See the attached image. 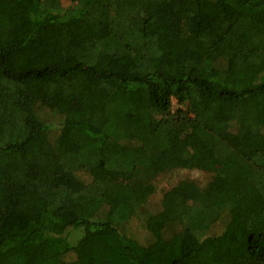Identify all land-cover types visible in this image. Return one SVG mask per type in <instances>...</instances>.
<instances>
[{
	"label": "trees",
	"instance_id": "trees-1",
	"mask_svg": "<svg viewBox=\"0 0 264 264\" xmlns=\"http://www.w3.org/2000/svg\"><path fill=\"white\" fill-rule=\"evenodd\" d=\"M65 1L0 0V264H264V0Z\"/></svg>",
	"mask_w": 264,
	"mask_h": 264
},
{
	"label": "rangeland",
	"instance_id": "rangeland-1",
	"mask_svg": "<svg viewBox=\"0 0 264 264\" xmlns=\"http://www.w3.org/2000/svg\"><path fill=\"white\" fill-rule=\"evenodd\" d=\"M65 3H69V1H65ZM151 33L156 32L162 37H167L173 34L172 31L168 30L166 27H162L161 24H153L150 27ZM50 33H53L52 28L46 29L43 31V34L45 36H50ZM85 97L88 99H93L90 92H87ZM174 108H178V104L176 100L173 101ZM193 155L195 156V163L191 164L189 166H182L181 168H176L173 171L166 172L161 174L158 179L156 180V191L152 198L149 200L148 204L146 205V209L154 210L159 207L160 199L162 198V195L164 192L168 191L172 187H174L177 183L180 181L189 179V180H195L200 186L204 187L206 186L213 178L214 171L216 170V164L215 168L212 169L211 164H207L205 166L204 160H203V147L200 145H195L192 148ZM138 224L133 225V232L135 235H138L141 240H145L147 238V235L142 232V229L140 228L137 230Z\"/></svg>",
	"mask_w": 264,
	"mask_h": 264
}]
</instances>
